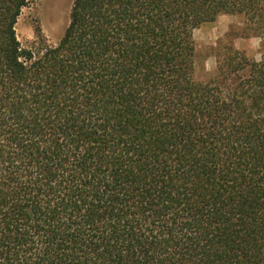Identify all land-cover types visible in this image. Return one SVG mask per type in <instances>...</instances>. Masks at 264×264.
Returning a JSON list of instances; mask_svg holds the SVG:
<instances>
[{"label":"trees","instance_id":"16d2710c","mask_svg":"<svg viewBox=\"0 0 264 264\" xmlns=\"http://www.w3.org/2000/svg\"><path fill=\"white\" fill-rule=\"evenodd\" d=\"M0 0V264H264V0H73L64 34ZM243 14L198 80L191 30Z\"/></svg>","mask_w":264,"mask_h":264},{"label":"rangeland","instance_id":"374dc122","mask_svg":"<svg viewBox=\"0 0 264 264\" xmlns=\"http://www.w3.org/2000/svg\"><path fill=\"white\" fill-rule=\"evenodd\" d=\"M72 3L73 0H34L23 10L17 24L21 41L33 40L40 29L49 42H58L68 25ZM191 36L196 43L195 76L198 80L223 73L226 57L234 50L261 59L263 39L243 14H221L216 20L192 29Z\"/></svg>","mask_w":264,"mask_h":264}]
</instances>
